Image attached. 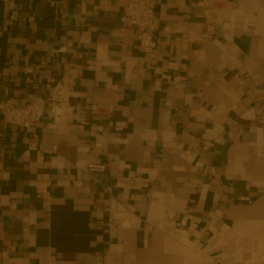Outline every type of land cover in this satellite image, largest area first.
Wrapping results in <instances>:
<instances>
[{"label":"crops","instance_id":"0c3cea01","mask_svg":"<svg viewBox=\"0 0 264 264\" xmlns=\"http://www.w3.org/2000/svg\"><path fill=\"white\" fill-rule=\"evenodd\" d=\"M0 0V264H264V0Z\"/></svg>","mask_w":264,"mask_h":264},{"label":"built area","instance_id":"2783aa9c","mask_svg":"<svg viewBox=\"0 0 264 264\" xmlns=\"http://www.w3.org/2000/svg\"><path fill=\"white\" fill-rule=\"evenodd\" d=\"M54 3L56 0H46ZM225 0H205L207 8L221 5ZM158 0H125L123 11L121 14V22L125 27H133L138 32L149 37L157 31L159 27V19L157 17L156 8ZM39 103H33L26 106H19L14 99L10 97L0 99V114L6 125L28 126L29 116L33 109Z\"/></svg>","mask_w":264,"mask_h":264}]
</instances>
